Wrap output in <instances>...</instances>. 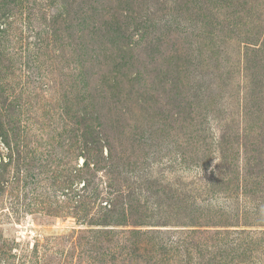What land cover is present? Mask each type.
I'll use <instances>...</instances> for the list:
<instances>
[{
    "label": "rangeland",
    "instance_id": "1",
    "mask_svg": "<svg viewBox=\"0 0 264 264\" xmlns=\"http://www.w3.org/2000/svg\"><path fill=\"white\" fill-rule=\"evenodd\" d=\"M0 264H264V0H0Z\"/></svg>",
    "mask_w": 264,
    "mask_h": 264
}]
</instances>
